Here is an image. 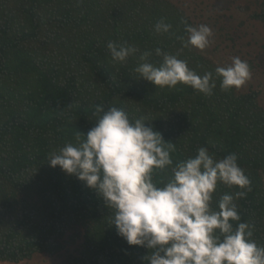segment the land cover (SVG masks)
<instances>
[{
	"label": "trees",
	"instance_id": "obj_1",
	"mask_svg": "<svg viewBox=\"0 0 264 264\" xmlns=\"http://www.w3.org/2000/svg\"><path fill=\"white\" fill-rule=\"evenodd\" d=\"M231 3L264 25V0ZM160 20L171 25L168 33L154 31ZM187 26L199 25L173 0H0V263L46 255L61 259L58 264H145L148 250L117 234L98 194L49 166L52 153L93 127L98 104L120 108L132 120L144 117L175 144L173 166L201 147L217 158L235 154L251 188L236 201L241 222L254 225L253 239L264 246L260 87L222 90L215 69L232 61L219 54L223 45L241 58L236 38L225 31L220 43L199 51L186 46ZM110 41L138 51L113 62ZM156 48L187 61L198 75L212 72V94L139 78L143 52H152L149 62H161ZM247 63L254 74V61ZM170 177V169L157 170L153 180ZM236 191L220 184L216 196Z\"/></svg>",
	"mask_w": 264,
	"mask_h": 264
},
{
	"label": "clouds",
	"instance_id": "obj_2",
	"mask_svg": "<svg viewBox=\"0 0 264 264\" xmlns=\"http://www.w3.org/2000/svg\"><path fill=\"white\" fill-rule=\"evenodd\" d=\"M171 25L158 21L156 33H168ZM186 46L204 51L212 30L207 25L187 26ZM111 59L124 63L138 49L126 43L108 42ZM151 51L141 54L138 77L159 88L178 84L204 95L216 88L212 72L202 76L176 55L155 49L161 57L149 62ZM215 75L222 90L240 89L251 79L246 61L233 57L230 66H219ZM98 104L93 127L78 133L48 158L59 168L94 190L110 211L109 221L129 246L144 247L145 264H264V246L253 239L254 225L241 222L236 201L250 191V180L235 154L217 158L205 147L194 157L173 166L175 144L165 142L144 117L134 120L126 111ZM170 169L166 182H154L157 170ZM238 189L216 196L218 185Z\"/></svg>",
	"mask_w": 264,
	"mask_h": 264
},
{
	"label": "rangeland",
	"instance_id": "obj_3",
	"mask_svg": "<svg viewBox=\"0 0 264 264\" xmlns=\"http://www.w3.org/2000/svg\"><path fill=\"white\" fill-rule=\"evenodd\" d=\"M184 5L187 12L198 25H207L212 30L211 42L220 43L225 39V31L232 33L236 38V47L242 61H254L255 70L251 79L241 87L240 91H248L250 87L261 90L260 102L264 106V25L249 20L240 14L231 0H173ZM243 22V24H241ZM224 26V30L220 27ZM223 48V49H222ZM223 52L229 61L236 56L234 50L226 49ZM230 53V54H229ZM61 259L51 258L46 255H35L31 260L19 264H58ZM6 264V263H0Z\"/></svg>",
	"mask_w": 264,
	"mask_h": 264
}]
</instances>
